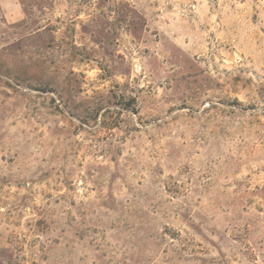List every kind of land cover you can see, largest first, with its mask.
<instances>
[{"label": "rangeland", "instance_id": "1", "mask_svg": "<svg viewBox=\"0 0 264 264\" xmlns=\"http://www.w3.org/2000/svg\"><path fill=\"white\" fill-rule=\"evenodd\" d=\"M0 264H264V0H0Z\"/></svg>", "mask_w": 264, "mask_h": 264}]
</instances>
